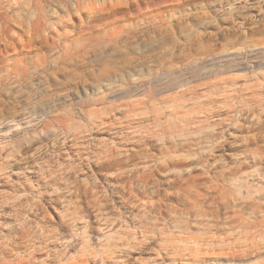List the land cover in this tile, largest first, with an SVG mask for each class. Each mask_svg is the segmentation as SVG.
<instances>
[{
	"label": "rangeland",
	"instance_id": "374dc122",
	"mask_svg": "<svg viewBox=\"0 0 264 264\" xmlns=\"http://www.w3.org/2000/svg\"><path fill=\"white\" fill-rule=\"evenodd\" d=\"M0 264H264V0H0Z\"/></svg>",
	"mask_w": 264,
	"mask_h": 264
}]
</instances>
